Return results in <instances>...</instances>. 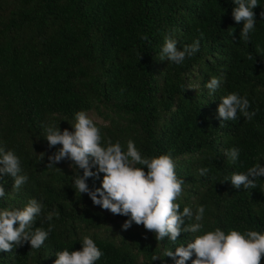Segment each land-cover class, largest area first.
I'll return each mask as SVG.
<instances>
[{"label": "trees", "instance_id": "obj_1", "mask_svg": "<svg viewBox=\"0 0 264 264\" xmlns=\"http://www.w3.org/2000/svg\"><path fill=\"white\" fill-rule=\"evenodd\" d=\"M258 4L255 29L244 41L233 0H0V147L16 153L28 176L18 190L11 176H0L6 192L0 208H23L35 198L44 208L33 228L53 225L40 249L25 243L0 251V264H54L58 251L81 250L85 235L103 253L96 264H175L165 250L194 238L181 233L175 243L167 236L157 241L135 223L123 230L128 217L75 191L70 160L54 165L60 170L46 167L62 146L49 147L45 126L74 131L78 111L100 128L104 145L119 141L126 150L131 139L142 156L171 154L184 180L176 202L193 211L186 223L195 222L202 205L205 231L264 234V177L255 189L225 181L257 162L264 166V55L257 51H264V0ZM166 35L178 49L199 39V50L179 65L161 60ZM213 76L223 80L210 95L205 84ZM231 92L249 100L251 120L219 118L221 97ZM233 147L240 149L235 164L225 155ZM201 168L209 169L206 176ZM102 178L87 183L94 189ZM49 212L59 218L46 220Z\"/></svg>", "mask_w": 264, "mask_h": 264}, {"label": "clouds", "instance_id": "obj_2", "mask_svg": "<svg viewBox=\"0 0 264 264\" xmlns=\"http://www.w3.org/2000/svg\"><path fill=\"white\" fill-rule=\"evenodd\" d=\"M238 7L233 9V18L239 23L243 21L240 39L248 41L250 33L256 26L255 13L258 0H233ZM264 17V12L260 14ZM231 34V33H230ZM203 33H200L203 38ZM148 39L147 36L144 37ZM177 40L170 35L164 37L160 59L167 58L177 65L186 58L192 57L199 50L200 40L186 44L178 49ZM264 55V51L257 48ZM253 57L249 55L248 59ZM223 77L213 76L205 84L209 94H213L221 85ZM192 88V87H189ZM195 89V88H194ZM217 112L223 121H236L238 114L251 120L255 112H250V103L246 97L236 92L221 97ZM223 123L221 124V126ZM74 131L60 130L55 124L45 126L46 140L49 147L61 145L58 151L48 156L47 168L55 164L70 160L73 168V187L80 194H87L93 204L114 215L128 217L122 224L123 230H128L133 223L155 234V239L161 241L164 237L175 243L181 233L194 234L187 246L181 245L172 250H165L164 256L172 257L175 264H186L193 253L196 258L192 264H261L264 257V234L248 230L240 232L229 230L227 234L220 228L205 231L201 221L204 218L205 207L199 206L194 216V223H186L193 218V211L185 206L180 210L177 203L181 196L184 180L176 174V163L171 154L159 156H142L133 140L127 141L126 150L119 141L113 143L108 140L102 144L100 128L85 111L75 113ZM41 161L44 153H41ZM230 163L235 164L240 155V149L233 147L225 150ZM0 176H11L14 180L13 189L18 190L28 180L26 174H21V161L13 150L0 147ZM147 167V172L144 171ZM93 167L96 171H92ZM56 170L59 168L54 167ZM82 170L83 174H80ZM201 176H206L208 168L199 170ZM103 174L101 186L90 188L87 180ZM264 177V166L255 163L246 173L234 172L225 181L231 182L236 189H255L257 179ZM6 194L0 185V198ZM44 205L35 198L30 199L23 208L10 206L0 208V251H11L15 247L30 243L31 249H40L52 231L50 223L47 230L42 227L33 228L37 217L41 216ZM53 216L59 218L57 212H49L46 220L51 221ZM18 225V226H16ZM202 233V234H197ZM81 250L70 251L64 249L56 253L54 264H96L102 251L94 240L85 235L82 238ZM153 256V261L159 259Z\"/></svg>", "mask_w": 264, "mask_h": 264}, {"label": "rangeland", "instance_id": "obj_3", "mask_svg": "<svg viewBox=\"0 0 264 264\" xmlns=\"http://www.w3.org/2000/svg\"><path fill=\"white\" fill-rule=\"evenodd\" d=\"M93 118L96 119L97 121H101V119L96 115H93Z\"/></svg>", "mask_w": 264, "mask_h": 264}]
</instances>
